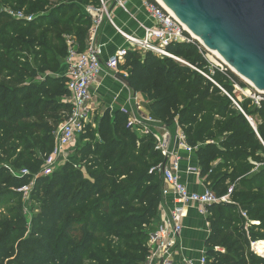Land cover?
<instances>
[{
    "label": "trees",
    "instance_id": "1",
    "mask_svg": "<svg viewBox=\"0 0 264 264\" xmlns=\"http://www.w3.org/2000/svg\"><path fill=\"white\" fill-rule=\"evenodd\" d=\"M99 5V0H0V10L10 6L37 14L28 22L0 12V203L23 199L18 190L34 183L30 221L19 208L0 215V264L147 261L164 201L159 167L166 157L154 137L127 127L123 111L109 109L96 130L84 129L76 164L67 162L52 176L34 179L54 151L55 126L72 111L71 103L61 101L70 97L68 79L56 76L68 55L65 38L74 37L85 51L93 20L84 9ZM167 51L209 73L198 43L172 44ZM187 64L130 52L120 71L133 91L148 98L155 120L172 132L178 124L187 144L197 149L208 189L218 199L233 190L229 202L208 208L207 264H264L252 249L264 241V102L258 107L249 98L240 101L232 79L245 84L231 71V79L220 72L213 76L228 96ZM9 167L30 175L15 176ZM112 236L120 241L117 248Z\"/></svg>",
    "mask_w": 264,
    "mask_h": 264
},
{
    "label": "built area",
    "instance_id": "2",
    "mask_svg": "<svg viewBox=\"0 0 264 264\" xmlns=\"http://www.w3.org/2000/svg\"><path fill=\"white\" fill-rule=\"evenodd\" d=\"M100 5L97 8L88 7L86 12L92 17L93 26L89 37L86 40V49L81 51L74 37L66 36V44L68 47V55L65 60L66 74L68 79L66 87L72 98V111L68 116L66 123L62 124L58 134L55 137V147L52 154L44 158L41 171L38 176H52L64 160L66 150L69 148L75 139L79 137L86 123L91 120V111L87 107L91 100L90 88L96 82L101 73L105 70L119 73L120 66L125 63L126 57L130 52H151L159 57H167L187 64L185 61L171 55L167 48L172 44H199V51L207 63L206 69L209 73L199 70L189 64L193 69L201 73L217 87H219L226 95L227 91L223 89L214 79L216 72H220L230 78L229 71L233 70L230 66L214 51L208 49L200 41L196 40L192 33L184 26L177 17L158 0H144V7L149 19L152 21V26L141 24L140 28L144 36L130 35L120 30L112 19L109 11L110 6L115 4L124 12L129 14L127 0H99ZM17 18L33 22L34 18H26L23 13H20ZM109 21L116 31L126 40L127 46L118 50V52L107 60H102V51L97 44L100 30L105 22ZM230 68V69H229ZM231 79V78H230ZM256 92L247 95L254 105L261 107L264 102V92L255 90ZM234 101V100H233ZM241 110L239 105L234 102ZM242 111V110H241ZM129 116L128 111L123 110ZM243 112V111H242ZM248 118V117H247ZM160 122L152 118H142L139 116H129L127 127L134 132L141 133L145 137H154L157 145V150L161 151L168 161L173 158L174 162L167 164L165 169L163 165L159 170L163 172L165 180V188L163 190L164 199L172 197V207L169 210L165 221L161 223L150 234L148 248L149 255L145 264H174V258L180 252L179 239L183 232L184 210L188 206H199L200 212L203 215H208V208L219 202H229L232 189L229 194L221 199L209 189H206L202 194L192 193L182 183L180 178L181 158L177 151H171V145L174 144L176 150H184L186 152H195L196 148L190 147L186 142V137L181 131L178 124L174 135L169 133V130L161 127L166 132L163 136H158L154 133L155 125ZM264 144V142H263ZM199 172V170H192ZM15 176H29V170L25 169L20 174L13 172ZM33 184L24 186L18 192L24 196L31 194ZM247 218L246 213L242 214ZM256 243L252 244V249ZM187 264H207V256L203 255L198 262L186 261Z\"/></svg>",
    "mask_w": 264,
    "mask_h": 264
},
{
    "label": "crops",
    "instance_id": "3",
    "mask_svg": "<svg viewBox=\"0 0 264 264\" xmlns=\"http://www.w3.org/2000/svg\"><path fill=\"white\" fill-rule=\"evenodd\" d=\"M143 1L127 0L129 14L115 4H112L109 11L114 24L127 34L144 36L140 28L141 24L152 26L153 23L148 17ZM97 42L102 51L101 58L104 61L114 56L119 49L127 46L126 40L116 31L115 27L109 21L105 22L102 26ZM65 74L66 65L64 73L61 76L65 77ZM117 74L126 76L123 71L114 73L105 70L91 86V100L88 102L87 107L90 109L92 117L94 119L98 116L101 118L110 109L112 112L126 110L129 116H139L155 120L150 109L151 103L148 98L141 93L135 94L131 88L118 81L116 79ZM158 125L156 123L154 133L158 136L165 135L167 131ZM138 134L142 135L141 133ZM170 149L171 151H177L181 158L179 175L182 183L192 193H204L208 189L206 179L202 178L199 172L192 171L196 169L200 171L197 150L191 153L184 150H176L174 144L171 145ZM173 162L174 159L171 158L168 161V165ZM171 207L172 197L164 199L159 207V216L155 220V227H158L165 221ZM200 211L199 206L196 205L188 206L184 210V228L179 239L180 252L175 256L174 264H187L186 261H193L195 263L207 253L206 242L211 234V225L208 221V215H203Z\"/></svg>",
    "mask_w": 264,
    "mask_h": 264
},
{
    "label": "water",
    "instance_id": "4",
    "mask_svg": "<svg viewBox=\"0 0 264 264\" xmlns=\"http://www.w3.org/2000/svg\"><path fill=\"white\" fill-rule=\"evenodd\" d=\"M161 1L204 46L264 92V0ZM116 79L132 89L124 75ZM248 120L257 132L254 121ZM167 164L168 159L164 169Z\"/></svg>",
    "mask_w": 264,
    "mask_h": 264
},
{
    "label": "rangeland",
    "instance_id": "5",
    "mask_svg": "<svg viewBox=\"0 0 264 264\" xmlns=\"http://www.w3.org/2000/svg\"><path fill=\"white\" fill-rule=\"evenodd\" d=\"M88 7H86L84 9V12L87 10ZM0 12H5L11 18H14L16 20H22V19L17 18V16L20 13H23L26 18L33 17L34 20L37 18V16H36L37 14L36 15L29 14L28 12L23 11V10L14 11L12 9V7H10V6L2 7L1 10H0ZM196 40H198V39H196ZM64 70H65V64L63 62L62 68H61L60 72L58 74H56V76H61L64 73ZM233 72L239 78V80H241L245 84L244 86H242L237 81H235V80L232 79V85L234 86L233 91H234L235 94H237V96H238V98H239L240 101H243L244 98H248L247 95H250L251 93L254 94L256 92L255 90H258L249 81H247L246 79H244L241 76L237 75L235 73V71H233ZM47 75H50V73H48L46 75H40L37 78L36 81H42V80H44ZM28 82H30V81H28ZM71 100H72L71 96L70 97H63V98H61V101L62 102L64 101V102L71 103ZM63 114H64L63 116H65V118L63 117V120L60 122V124L58 126H55L56 124L54 123V121H51L52 126H55L54 131H53V134H52L53 135V144L54 145H55V137L58 134L61 125L64 124V123H66V121L68 119V116L70 115L69 113H67V114L66 113H63ZM249 118H251V117H249ZM100 119L101 118L99 116L94 119L92 117V115H91V120L88 121V123H86V127L89 126V127H91L92 130H96ZM255 119L258 120L257 117H255ZM252 120L254 121V119H252ZM259 123H261V121H259ZM158 126L162 127V125H158ZM176 128H177V125H175V131L172 132V130H169V133L171 135H174L175 132H176ZM81 135L75 139V141L73 142V144L69 147L70 149L67 148V149H69V151L66 150L67 152H66V155L64 157L65 159L60 162L59 166L57 167V170H59L60 167H62L67 162H73L75 164L77 163V161L75 159V152H76V149L78 148V146L80 145ZM141 136H143V135H141ZM262 142H264V141H262ZM249 162L251 164H253V165H256L257 168H259L260 166H262V164L254 161L252 159H250ZM9 168L11 170L10 171L11 173L15 172L16 174H20L23 170H25V169L15 170L12 167H9ZM0 206H2L0 208V215H6V216H8L9 215V212L12 210V208H19V209H21V210L24 211V213L26 214L28 220L30 221L31 213H32V206H33V201L31 199V194L24 196L23 199H21V200H14V201L7 200V201H3L2 203H0ZM254 224H258V223H254ZM127 233L130 234L129 232H127ZM110 242H112L114 244L115 248H117L120 245V241L116 238V236H112L110 238ZM255 254H257L258 256H260L261 258L264 259V256L263 255H260L257 252H255Z\"/></svg>",
    "mask_w": 264,
    "mask_h": 264
},
{
    "label": "bare ground",
    "instance_id": "6",
    "mask_svg": "<svg viewBox=\"0 0 264 264\" xmlns=\"http://www.w3.org/2000/svg\"><path fill=\"white\" fill-rule=\"evenodd\" d=\"M161 4L165 5L161 0H158ZM192 35L194 36V38L200 40L197 36H195L193 33ZM201 41V40H200ZM255 251L264 256V241H260L258 243L255 244L254 246Z\"/></svg>",
    "mask_w": 264,
    "mask_h": 264
}]
</instances>
